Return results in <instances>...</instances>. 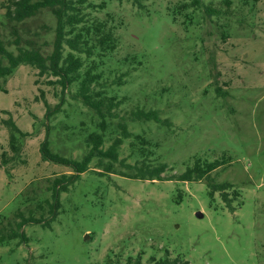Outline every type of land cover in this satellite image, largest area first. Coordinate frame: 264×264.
<instances>
[{
  "label": "rangeland",
  "instance_id": "1",
  "mask_svg": "<svg viewBox=\"0 0 264 264\" xmlns=\"http://www.w3.org/2000/svg\"><path fill=\"white\" fill-rule=\"evenodd\" d=\"M7 1L0 0L3 37L12 41L16 26L25 40L51 52L53 13L9 21ZM90 1L106 2L88 11L110 19L119 37L118 48L95 61L102 79L94 88L121 100L106 118L103 146L120 135L125 118L135 137L150 142V161L168 164L165 179L122 176L120 170L134 169L121 161L108 172L109 159L91 154L87 141L101 131L102 118L76 97L78 82L63 87L55 75L19 65L0 79V162L4 151L12 155L6 120L12 117L27 134L20 156L0 166V232L16 224L19 210L48 217L54 179L78 174L73 165L43 158L46 139L54 154L91 160L61 193L51 225L28 224L27 241L0 244V264H105L108 256L125 263L140 252L144 263L169 256L180 264H264V0H232L230 6L223 0ZM138 106L160 110L173 125L132 121ZM133 140L125 139L120 159L135 165L141 155ZM224 152L231 162L212 176L240 189L235 210L220 191L211 200L206 179L175 176L197 157L214 160Z\"/></svg>",
  "mask_w": 264,
  "mask_h": 264
},
{
  "label": "trees",
  "instance_id": "2",
  "mask_svg": "<svg viewBox=\"0 0 264 264\" xmlns=\"http://www.w3.org/2000/svg\"><path fill=\"white\" fill-rule=\"evenodd\" d=\"M135 2L139 0H134ZM227 6H230L232 0H223ZM105 1L95 4L90 0H8L2 6L6 9L5 16L9 21L24 22L44 10H49L56 18L55 40L51 52L46 53L40 46L32 40L24 39L16 26L13 28L15 38L10 41L3 37L0 30V79L7 78L13 74L16 68L21 64L31 65L39 70L40 75L46 73L55 75L58 83L63 87L78 82L79 87L76 97L81 99L87 106L91 107L98 114L102 121L99 123L101 131H93L87 141L92 144V152H101L103 156L109 159L105 169L113 172L114 162L121 161L123 165L134 169L133 171L120 170L119 174L132 178L143 180H163L164 173L168 164L161 162L153 164L150 161L152 151L149 148L150 142L141 134L134 136L128 129V123L124 118L119 122L120 135H117L108 148H104L105 131L107 128L106 118L114 116V109L121 104L116 96L108 95L105 90L94 88L102 79V73L98 71V64L95 63L99 56H106L115 51L119 46V37L116 27L110 19L92 17L88 8L93 6L105 7ZM193 4L201 5L202 0H193ZM215 11L212 8H208ZM25 41V43H24ZM16 46V51L12 50L11 45ZM66 47L68 50L66 51ZM89 60V61H87ZM124 75V74H123ZM117 81H121V77ZM1 88V86H0ZM49 111L46 116L48 117ZM132 121H156L157 123L172 126L169 118H164L158 109H146L137 107L130 113ZM10 130L9 145L12 151L10 156L8 152L2 153L0 166L7 165L10 159H16L22 151V138L27 134L18 126L16 121L10 117L6 120ZM134 137L131 143L135 152L141 155L140 163L135 165L126 163L125 159H120V150L125 139ZM136 146V147H135ZM43 158L58 163L73 165L78 174L63 175L53 181V200L50 203L49 216L37 217L33 210L26 215L23 210L17 212L19 220L14 226L11 225L9 231L5 234L0 232V244L8 242L13 238H20L21 241H27L28 236L24 227L28 224H46L51 225L59 213L61 206V193L67 191L71 184L80 178V173L85 171L87 163L91 160L90 155L86 156L83 162L63 158L52 153L48 147V139L41 146ZM99 154V153H98ZM98 154H95L96 156ZM102 161V160H100ZM231 162V156L224 152L219 158L214 160L197 157L194 164L189 166L186 171L175 175L181 181H201L206 179L208 182V194L211 200H214L215 193L220 191L221 198L225 204L232 210L236 207L234 200L241 198V191L233 183L215 181L212 172L219 168H226ZM232 192L230 193V190ZM240 205V203H239ZM142 252L137 256L129 255L125 263L120 258L108 256L105 264H180L178 258L163 256L156 258L151 256L147 263L143 262ZM186 263V262H185Z\"/></svg>",
  "mask_w": 264,
  "mask_h": 264
},
{
  "label": "water",
  "instance_id": "3",
  "mask_svg": "<svg viewBox=\"0 0 264 264\" xmlns=\"http://www.w3.org/2000/svg\"><path fill=\"white\" fill-rule=\"evenodd\" d=\"M197 215L199 216V217H202L203 216V212L202 211H198L197 212ZM90 235L89 234H87L86 235V238H88Z\"/></svg>",
  "mask_w": 264,
  "mask_h": 264
}]
</instances>
